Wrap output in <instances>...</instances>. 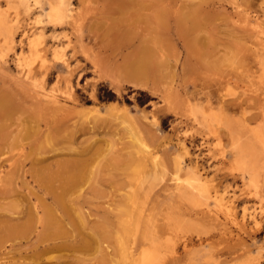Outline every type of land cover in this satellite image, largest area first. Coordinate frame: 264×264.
<instances>
[{
  "label": "rangeland",
  "instance_id": "374dc122",
  "mask_svg": "<svg viewBox=\"0 0 264 264\" xmlns=\"http://www.w3.org/2000/svg\"><path fill=\"white\" fill-rule=\"evenodd\" d=\"M60 2L57 25L47 13ZM0 11L14 34L12 49L0 44V264H264V172L253 198L236 149L262 111L250 74L264 0H38L30 11L0 0ZM40 34L45 69L29 46ZM145 55L152 66L137 74ZM43 75L58 106L33 97ZM41 176L66 193L62 206Z\"/></svg>",
  "mask_w": 264,
  "mask_h": 264
},
{
  "label": "bare ground",
  "instance_id": "6f19581e",
  "mask_svg": "<svg viewBox=\"0 0 264 264\" xmlns=\"http://www.w3.org/2000/svg\"><path fill=\"white\" fill-rule=\"evenodd\" d=\"M4 1L10 3L11 7H14L15 9H25L26 11L31 10L32 2H35V4L38 3V0H4ZM66 11H68V9H66L63 2H60V4H58V5H51L50 10L47 13V18L49 19V21L51 23L60 25L62 22H64V18H66V13H67ZM38 22H42V21L38 20ZM12 29H13V26L10 24L6 13H4L3 11H0V44H3V45H5L11 49H12L13 43H14V34L12 32ZM29 46H30L31 54H32L34 61L39 60L41 67H43L45 69V67L47 66V61H46L45 56H44V54L46 52H45L44 45H43V34H40V35L36 36L35 38H32L31 41L29 42ZM55 49H58V48H55ZM145 56H143V57H145ZM256 56H257L256 57L257 58V60H256L257 70L251 71L250 78H251V83H252V87H253V92L256 94L257 93L260 94L262 111H261L259 118L257 116H253L252 118L249 119V122H248V125H249V127H248V148H246V146H243V145L237 146V148H236L238 155L240 156V161L237 162L238 166L243 168L248 173V185L250 187V193H251V196L253 198L258 197V195H261L260 183H261V177H262L263 172H264V56H261V54H256ZM147 58H148V56H146V59L145 58L143 59L141 56L142 60L140 58H137V59L141 60L139 62H137V59H136V63L134 64L135 65L134 69L136 70L135 72L137 74H139L143 71H146L147 69H149L150 66H152L150 64L151 61L149 60V58L148 59ZM53 59L57 60V61H62L63 58H62V55L60 54L59 51H54ZM17 60H18L17 61L18 66L21 69H24V71L27 73V75H29L32 72L31 63L26 61V58H23V56L20 57V55L17 58ZM24 64H25V66H23ZM67 70H66V73H67ZM36 80H37V78H36ZM44 82H45V76L44 75H43V79H42L41 83L34 81V85L37 87V89L34 91V94H33V97L36 99L35 101L38 100L39 103H42V101H45V102H47L46 105L53 106V107L58 106V104H59L58 99L46 92ZM66 82H67L66 87L71 89L72 88V86L70 85L71 82L69 80H67ZM70 93H71V91H70ZM32 100H33V98H32ZM1 108H3L7 112L9 111L10 104L6 98L0 99V109ZM203 120L205 122L210 121L209 119H207V117H204ZM232 134H233V132H232ZM77 167L81 168L79 164ZM77 167H76V169H77ZM80 175H81V173H80ZM60 176H61V174H60ZM77 176H75V178ZM66 178H68V177H66ZM75 178H74V180H75ZM4 179H5L4 177L0 176V183H2L4 181ZM61 179H62V177H61ZM78 179H79V177H78ZM38 182L40 184V187L44 188L47 195L53 196V203L56 205V207L58 206L59 203H60V205L62 204V202L64 200L61 201V199H63V197H64L63 194L65 195L66 193L64 192L62 194L63 197L60 194L59 195L56 194L55 187H53L54 185L51 181L50 176H47L44 178H42V176H41V177H39ZM194 182L199 183V179L194 180ZM193 185H194L193 182H191V184H189V186H193ZM64 208H66V207H64ZM67 210L68 209L65 210V213L67 212ZM53 212H54V210H53ZM57 214H58V212H57ZM56 218L58 220L57 216H56ZM254 219H256V215L254 216ZM35 222H37V221H35ZM58 222H59V220H58ZM76 229L78 230V228H76ZM56 239H57V237H56ZM86 243L88 244V242H86ZM69 247H71V246H69ZM56 248H60V247L56 246ZM143 259H144V263H146V262L149 263V262L155 261V257L151 256L150 253L148 255H145V257H143Z\"/></svg>",
  "mask_w": 264,
  "mask_h": 264
},
{
  "label": "trees",
  "instance_id": "16d2710c",
  "mask_svg": "<svg viewBox=\"0 0 264 264\" xmlns=\"http://www.w3.org/2000/svg\"><path fill=\"white\" fill-rule=\"evenodd\" d=\"M107 100H110V99H107ZM102 101H104V100H102Z\"/></svg>",
  "mask_w": 264,
  "mask_h": 264
}]
</instances>
